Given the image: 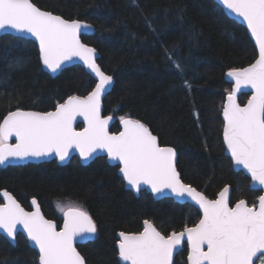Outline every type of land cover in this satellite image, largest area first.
<instances>
[{
  "label": "trees",
  "instance_id": "1",
  "mask_svg": "<svg viewBox=\"0 0 264 264\" xmlns=\"http://www.w3.org/2000/svg\"><path fill=\"white\" fill-rule=\"evenodd\" d=\"M32 1L67 19L94 25L95 33L82 39L100 52V66L115 79L103 101L104 115L116 118L112 132L120 131L122 116L140 120L162 145L177 150V166L185 182L210 198L231 185L232 203L258 202L261 191L251 189L250 178L234 169L222 137V110L232 89L225 74L258 56L242 24L215 0ZM95 83L80 65L52 77L41 65L35 42L12 35L1 39L0 122L18 108L50 111L71 95H87ZM249 97L241 94V104ZM118 168L106 157L83 165L77 156L66 165L56 160L0 165V192H12L26 208L37 198L45 215L59 225L63 212L57 205L74 204L86 210L97 227L94 240L78 245L87 264H121L118 232H141L146 219L168 235L201 218L189 203L155 200L145 191L136 196L125 187ZM187 253L185 245L175 264H187ZM0 264H39L38 253L22 233L16 245L0 233Z\"/></svg>",
  "mask_w": 264,
  "mask_h": 264
},
{
  "label": "snow or ice",
  "instance_id": "2",
  "mask_svg": "<svg viewBox=\"0 0 264 264\" xmlns=\"http://www.w3.org/2000/svg\"><path fill=\"white\" fill-rule=\"evenodd\" d=\"M219 2L243 18L259 48L255 63L227 72L234 87L223 107V140L235 165L246 169L251 181L264 189V0ZM91 27L43 11L31 0H0V32L11 29L33 36L39 44L40 59L51 72L78 58L97 81L86 96H69L55 111H9L0 122V165L10 159L49 156L64 161L73 149L88 160L97 150H103L110 160L119 162L123 179L136 192L142 186H148L153 193L168 189L178 197L190 198L203 213L194 226L185 225L168 235L148 220L143 221L144 228L139 233L120 232L118 254L122 261L172 264L173 253L186 239L189 264H253L258 253L264 254V195L258 197V203L240 199L230 206L229 187L225 186L218 198L209 199L183 183L176 168L175 149L161 146L146 124L122 116L123 130L110 133L112 117L101 115V97L113 84V76L96 63V49L81 42L82 31ZM175 67L180 69L181 65L175 63ZM243 87L253 89V94L241 107L236 95ZM77 117H83L87 124L82 131L74 128ZM13 137L16 142L10 143ZM2 196L7 202L0 204V229L15 240L17 226H22L39 250V264H85L75 242L97 231L85 210L74 204L66 208L57 205L64 213L63 228L57 231L56 225L40 214L38 205L35 211L27 212L9 192L4 191Z\"/></svg>",
  "mask_w": 264,
  "mask_h": 264
},
{
  "label": "water",
  "instance_id": "3",
  "mask_svg": "<svg viewBox=\"0 0 264 264\" xmlns=\"http://www.w3.org/2000/svg\"><path fill=\"white\" fill-rule=\"evenodd\" d=\"M215 1H216V2L222 7V9L225 11V13H226L230 18L235 19L236 21H238L240 24H242V25L247 29V31H248L250 37L252 38L253 43H254V45H255V47H256V49H257L258 56H257L256 59H258V58H259V48H258V46L256 45L255 38L252 37L251 32H250V30L248 29L246 22L243 20L242 17H240V16H238V15L232 13L230 10L226 9L222 4H220L219 0H215ZM31 2L34 3L32 0H31ZM34 4H35V3H34ZM35 5H36V4H35ZM36 6L39 7L38 5H36ZM39 8H40V7H39ZM40 9L43 10V11H49V10H45V9H42V8H40ZM49 12H52V11H49ZM52 13H53L54 15H59V16L63 17L64 19H67V18H65L64 16H62L61 14L54 13V12H52ZM68 20H73V19H68ZM75 20H79V21H81V22H83V23H86V24H89V25L92 26L90 30L82 31V33H81V36H80L81 42H82V43H85V42L83 41V39H82V35H92V34H94V33H95V27H94L93 24H91V23H89V22H87V21H85V20H80V19H75ZM5 35H12V36H15V37H21V38H24V39H26V40H32L33 42H35V43L37 44V46H38V50H39V44H38V41H37L33 36H31L29 33H26V32H16V31L11 30V29L7 30L6 32H0V46H1V39H2V37L5 36ZM85 44H87V43H85ZM87 45L90 46V47L95 48V47L92 46V45H89V44H87ZM95 49H96V48H95ZM96 57H97V58H96V63H97L98 65H100V64H99V59H100V57H101V54H100V52H99L97 49H96ZM40 61H41V59H40ZM255 61H256V60H255ZM255 61H254L253 63H255ZM253 63H251V64H253ZM251 64H249V65H247V66H245V67H248V66H250ZM41 65H42L43 69H44L47 73H49L52 77H56V76L59 75L64 69H66V68H68V67H71V66H73V65H80V66H82V67L85 69V71H86L87 73H89V74L95 79V81H96V78H95L94 74H92V73L88 70V68L86 67V65H84L83 61L79 60L78 58H73L71 61H66V62L61 66V68H60L58 71H56L55 73H53V72H51L49 69H47V68L43 65L42 61H41ZM100 67H101V66H100ZM245 67H241V68H245ZM101 69H102V67H101ZM237 69H240V68H237ZM102 70H103V69H102ZM230 70H231V69H230ZM230 70H228V71H230ZM103 71H104V70H103ZM228 71H227V72H228ZM104 72H105V71H104ZM227 72H226V74H225V79H226L227 82H229V83L232 84V88H233V87H234V80H233V78H229V77L227 76ZM105 73H106V72H105ZM106 74H108V73H106ZM109 75H110V74H109ZM96 82H97V81H96ZM114 84H115V79H114V77H113V84L108 88V90L105 92V94L101 97V115H102L103 117H107V116H111V117H112V120L109 121V124H108V131H109L110 133H113V134H118L120 131L123 130V125H122L121 121H120V128H121L120 131H119V132H112V131H111V127H112V125L116 122V118H115L113 115H111V114H110V115H104V106H103L104 98L108 95V93H110V92L112 91V89H113V87H114ZM91 91H92V90H91ZM243 93H245V94H249V95H250L249 99H250L251 96H252V94H253V89H251V88H247V87H243V88H241V90L237 93V95H236V100H237V103H239L241 107L245 106V105L247 104L248 100H249V99H248L246 103L241 104V102H240V100H239V97H240V95L243 94ZM71 96H79V95L75 94V95H71ZM85 96H86V95H85ZM81 97H83V96H81ZM64 101H65V100H64ZM64 101H63V102H64ZM63 102H61V103H63ZM226 103H227V96H226V99H225V103H224V105H225ZM59 104H60V103H59ZM55 109H56V107H55L54 109L50 110V111H55ZM16 110H17V109H16ZM22 110H25V111H37V110H33V109H22ZM13 111H15V110H13ZM38 112H43V111H38ZM126 118L134 119V118H132V117H126ZM222 119H223V122L225 123V121H224V117H223V110H222ZM135 120H137V119H135ZM141 122H142V121H141ZM142 123H144V122H142ZM79 124H82V127H78ZM144 124H146V123H144ZM146 125H147V124H146ZM86 126H87V124H86V122L83 120V117H77V119H76V121H75V124H74V128H75L77 131H82ZM147 126H148V125H147ZM148 127H149V126H148ZM223 127H224V126H223ZM149 129H150V127H149ZM150 130H151V129H150ZM151 131H152V130H151ZM152 133H153V132H152ZM153 134H154V133H153ZM154 135H156V134H154ZM156 136H157V135H156ZM157 137H158V136H157ZM222 137H223V133H222ZM158 138H159V137H158ZM12 141H13V142H12ZM15 142H16L15 137H13L12 140L10 141V143H15ZM159 143H160L161 146H170V145H162L161 142H160V139H159ZM223 143H224V140H223ZM170 147H173V146H170ZM224 147H225V154H226L228 157L231 158V154H230V152L227 150V146H226L225 143H224ZM173 148H174V147H173ZM174 149H175V148H174ZM175 151H176V159H175V163H176L177 171L179 172V170H178V166H177L178 153H177V150H176V149H175ZM74 156H77V157L79 158L81 164H83V165H88L90 162H92L93 160H95L97 157H106V158H107V161H108V163H109L110 165H112V166H119V168H120V164H119V162H118V161H114V160H110V159L108 158L107 154H106L103 150H97V152L94 153L93 156H92L91 158H89L88 160H84V159L81 158V156L79 155V150H78V149H73V150L71 151L70 155L68 156V158H67L66 160H64V161H60V160H59L57 157H55V156L42 157V158H28V159H23V160H20V159H10L8 162H6L4 165H1V166H3V167H7V166H9V165H24V164H27V163H36V164H39V163H43V162H49V161H52V160H56V161H57L59 164H61V165H66V164H68V163L70 162L71 158L74 157ZM231 160H232V158H231ZM232 163H233V167H234V169H235L236 171H240V170H242V171H243V172H244V173L250 178V174L247 172L246 169H244L242 166L235 165V163H234L233 160H232ZM119 168H118V175L122 177V174L120 173ZM179 173H180V172H179ZM122 178H123V177H122ZM180 178H181V180L183 181V183L188 184V185H191V186L194 187L197 191L203 193V194H204L206 197H208L209 199H216V198H218V194H219V193L217 194V196H216L215 198H210V197H209L207 194H205L201 189H198L197 187L193 186L192 184L185 182V181L183 180L182 176H181V173H180ZM123 180H124V179H123ZM124 182H125V187H126L127 189H130L131 191H133V192L135 193V195L138 196V197L141 195V192L145 191L146 193L151 194L155 200H160V199H163V198H172V199H174L176 202H179V203H189V204H191V205H194V206L200 211V213H201V218H202V215H203L202 210L199 208V206H198L197 204H195L194 201H192V200H191L190 198H188V197H178V196H176L175 193L171 192V190H168V189H165L162 193H153V192L151 191V189H150L148 186H142L141 191H140V192H136L135 189H133L131 186H129L125 180H124ZM227 186L229 187V193H228L229 204H230V206H234L235 203L238 202L239 200L236 201V202H234V203H232V201H231V197H232V187H231V185H227ZM250 188L253 189V190L261 191V194H260V195H264V189H262L260 185H258V184H254V183L251 181V179H250ZM222 190H223V189H222ZM222 190H221V191H222ZM4 191L9 192V193L15 198V200L21 205V207L24 208V210L27 211V212H33V211H35V210H36V206L38 205V206H39L40 214L44 217V219L49 220V221H52V222L56 225V229H57V231H60V230L63 228V224H64V213H63V221H62V224H61V226L59 227V224H58V222H57L56 220H54V219H50V218H48V217L45 215V213H44V211H43V209H42V207H41V205H40V203H39V201H38L37 198H33V199L30 201V208H26V207H25V206H24V205H23V204L17 199V197H16L12 192L8 191L7 189H3V190H1V192H0L1 199H2V202H0V204H4V203L7 202L6 199L2 196V193H3ZM33 200L36 201V204H35V205L32 203ZM244 200H246V199H244ZM246 201H247V200H246ZM248 203H249V202H248ZM257 203H258V202H257ZM83 210H84V209H83ZM85 211H86V210H85ZM86 212H87V211H86ZM87 213H88V212H87ZM88 214H89V213H88ZM89 215H90V214H89ZM90 216H91V215H90ZM91 217H92V216H91ZM201 218H200V219H201ZM92 219H93V218H92ZM200 219H199V220H200ZM146 220L150 221L149 219H146ZM199 220H198V222H199ZM93 221H94V219H93ZM144 221H145V220H144ZM94 222H95V221H94ZM150 222H151V223L157 228V226H156L152 221H150ZM198 222H196V223H198ZM196 223H195V224H196ZM195 224H193V225H189L188 227H192V226H194ZM143 228H144V224H143ZM157 230L159 231L158 228H157ZM142 231H143V230H142ZM180 231H181V230H180ZM120 232H125V231H119L118 234H119ZM160 232H161V231H160ZM176 232H179V231H176ZM0 233H1L2 235H4V236L9 240V242L12 243L13 245H16V244H17V236H18L20 233H22V234L24 235V237L27 239V241H28L30 247L34 248V249L37 251V253H39V250H38V248L34 245V242H32V241H30V240L28 239V237H27V233H26V231L23 230L22 226H20V225L17 226V231H16V237H15V240H13L12 238L8 237L7 233H6L4 230H2V229H0ZM96 233H97V231H96ZM96 233H95V234H92L91 236L85 237V238H81V237H78V238H77V240H76V242H75V247H76L77 251L81 254V256H83V254L80 252V250H79V248H78V245H80V244H84V243H86V242H88V241H92V240H94L95 237H96ZM125 233H139V232H125ZM161 233H162V232H161ZM118 234H117V238H118V241H119V236H118ZM162 234H163V233H162ZM118 241H117V243H116L117 249H118ZM185 245H187V247H188V253H187V256H186V259H187L188 255H189V252H190V249H189V246H188L187 240L185 239V241H184V242L178 247V250L175 251V252L173 253L172 264H175V260H176V258H177L178 255L181 253V251L183 250V248H184ZM261 255H263V254H259V253H258L257 257H254V258H253V264H255V261H256V260L258 259V257L261 256ZM83 257H84V256H83ZM118 259L120 260V263H121V264H127V262H124V261H122V260L120 259L119 254H118ZM84 260H85V264H87L85 257H84ZM187 264H189L188 259H187Z\"/></svg>",
  "mask_w": 264,
  "mask_h": 264
},
{
  "label": "built area",
  "instance_id": "4",
  "mask_svg": "<svg viewBox=\"0 0 264 264\" xmlns=\"http://www.w3.org/2000/svg\"><path fill=\"white\" fill-rule=\"evenodd\" d=\"M262 261H264V255L258 259L256 264H262Z\"/></svg>",
  "mask_w": 264,
  "mask_h": 264
},
{
  "label": "flooded vegetation",
  "instance_id": "5",
  "mask_svg": "<svg viewBox=\"0 0 264 264\" xmlns=\"http://www.w3.org/2000/svg\"><path fill=\"white\" fill-rule=\"evenodd\" d=\"M12 142H13V141H12ZM32 199H33V198H32ZM32 199H31V200H32ZM1 202H2V201H1ZM29 206H30V204H29ZM62 221H63V220H62ZM57 222H58V221H57ZM58 224H59V223H58ZM61 224H62V223H61ZM60 226H61V225H59V227H60Z\"/></svg>",
  "mask_w": 264,
  "mask_h": 264
},
{
  "label": "rangeland",
  "instance_id": "6",
  "mask_svg": "<svg viewBox=\"0 0 264 264\" xmlns=\"http://www.w3.org/2000/svg\"><path fill=\"white\" fill-rule=\"evenodd\" d=\"M232 90V89H231ZM62 206H64V205H62ZM68 205H65L64 207L66 208Z\"/></svg>",
  "mask_w": 264,
  "mask_h": 264
}]
</instances>
